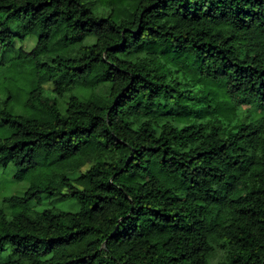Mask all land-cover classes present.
I'll list each match as a JSON object with an SVG mask.
<instances>
[{
    "label": "trees",
    "instance_id": "16d2710c",
    "mask_svg": "<svg viewBox=\"0 0 264 264\" xmlns=\"http://www.w3.org/2000/svg\"><path fill=\"white\" fill-rule=\"evenodd\" d=\"M0 171V264H264V0H0Z\"/></svg>",
    "mask_w": 264,
    "mask_h": 264
},
{
    "label": "rangeland",
    "instance_id": "374dc122",
    "mask_svg": "<svg viewBox=\"0 0 264 264\" xmlns=\"http://www.w3.org/2000/svg\"><path fill=\"white\" fill-rule=\"evenodd\" d=\"M13 28L16 30L17 25L14 24ZM37 41V37L35 35H30L26 38L25 41L15 42L16 47H22L24 51L29 52L33 49ZM12 173L0 171V209L2 206V199L8 196H21L27 185L25 184H15L11 181ZM55 208L60 211H68L75 212L78 209V204L71 201H62V200H53L52 202L45 201L42 206L38 208L39 211ZM7 211V210H6ZM8 212V211H7Z\"/></svg>",
    "mask_w": 264,
    "mask_h": 264
}]
</instances>
